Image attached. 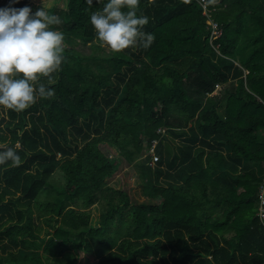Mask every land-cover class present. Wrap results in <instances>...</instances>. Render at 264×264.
I'll use <instances>...</instances> for the list:
<instances>
[{
    "label": "trees",
    "instance_id": "trees-1",
    "mask_svg": "<svg viewBox=\"0 0 264 264\" xmlns=\"http://www.w3.org/2000/svg\"><path fill=\"white\" fill-rule=\"evenodd\" d=\"M208 2L216 40L198 0H140L155 40L120 53L89 22L102 4L46 9L62 20L64 60L40 81L52 97L0 116V144L21 157L0 166V264H264V0ZM30 3L0 8H41ZM123 162L147 201L105 187Z\"/></svg>",
    "mask_w": 264,
    "mask_h": 264
},
{
    "label": "clouds",
    "instance_id": "clouds-1",
    "mask_svg": "<svg viewBox=\"0 0 264 264\" xmlns=\"http://www.w3.org/2000/svg\"><path fill=\"white\" fill-rule=\"evenodd\" d=\"M18 2V0H13ZM102 7L93 11L89 22L101 47L113 53L126 49L151 47L155 36L144 31L149 17L138 15L140 0H95ZM89 6L93 0H85ZM62 23L59 16L43 7L0 8V116L9 111L22 113L40 100L53 96L50 83L64 60L65 36L53 26ZM20 145L0 144V166H19Z\"/></svg>",
    "mask_w": 264,
    "mask_h": 264
},
{
    "label": "rangeland",
    "instance_id": "rangeland-1",
    "mask_svg": "<svg viewBox=\"0 0 264 264\" xmlns=\"http://www.w3.org/2000/svg\"><path fill=\"white\" fill-rule=\"evenodd\" d=\"M30 4L33 7H36V6L43 7L45 10L52 8V7L59 8V9H65L66 8L65 0H31ZM32 12L34 13L35 11H32ZM89 44H87V45L78 44L77 50L84 56L91 55V54H93V52H91ZM97 54H99V56L104 55V53H100V52H97ZM234 87H235V81H231V82L227 83L226 85H223L221 87V89L218 88V90L214 92L215 93L214 96L219 98L225 92H231L234 89ZM219 111L222 112V109H219ZM168 138H170V136ZM180 141L181 140L178 139V140H176V143H174V144L175 145L181 144ZM105 187L109 188L110 190H123L127 194L130 203L140 204L142 202L147 201L142 196L141 184H140V181L138 178V171L135 169V167L133 165L129 166L123 162L121 167L116 172V174L107 180ZM110 190L106 191L107 194H110V192H111ZM157 202H158V200H156V203ZM101 204L96 205L97 208L100 209ZM91 210H92V208H91ZM92 217L97 218L95 215H93ZM78 261L80 262V264H86L85 263L86 262V255L81 254L80 257L78 258ZM94 263H95V261H94Z\"/></svg>",
    "mask_w": 264,
    "mask_h": 264
},
{
    "label": "built area",
    "instance_id": "built-area-1",
    "mask_svg": "<svg viewBox=\"0 0 264 264\" xmlns=\"http://www.w3.org/2000/svg\"><path fill=\"white\" fill-rule=\"evenodd\" d=\"M198 2L202 7V14L209 19L208 25L210 28V40L214 41L220 37L221 29L219 28L217 23H215L213 20L210 19L208 5H211L213 3L208 2V0H198ZM218 88L221 89L220 86H216L215 90L211 93V95H214L215 94L214 92L217 91ZM157 134H159L160 136H167L165 129H158ZM157 145H158V140H153L150 143L148 150L144 154V157L148 156L150 158L148 165L151 168H153L156 165V163L159 161V156L155 152ZM256 217L258 218L260 224L264 228V175L258 186Z\"/></svg>",
    "mask_w": 264,
    "mask_h": 264
}]
</instances>
